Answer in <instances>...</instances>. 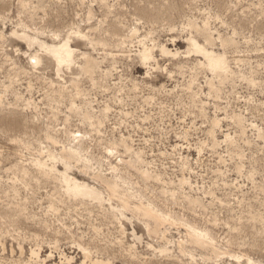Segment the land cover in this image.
Instances as JSON below:
<instances>
[{"label":"rangeland","instance_id":"obj_1","mask_svg":"<svg viewBox=\"0 0 264 264\" xmlns=\"http://www.w3.org/2000/svg\"><path fill=\"white\" fill-rule=\"evenodd\" d=\"M96 262L264 264V0H0V264Z\"/></svg>","mask_w":264,"mask_h":264},{"label":"bare ground","instance_id":"obj_2","mask_svg":"<svg viewBox=\"0 0 264 264\" xmlns=\"http://www.w3.org/2000/svg\"><path fill=\"white\" fill-rule=\"evenodd\" d=\"M197 52L204 55L209 63V67L213 70L223 69L225 66V60L221 57L215 56L213 53L207 52L204 48H201L198 44H193ZM50 49V53L54 56V58L60 62H70L72 60V52L67 44H63L60 46H53ZM146 55L145 57H148ZM65 182L67 183L68 190L72 192L74 195L78 196H89L96 199H99V195L95 190L89 189L87 186L80 185L78 183L72 182L68 177H64ZM95 264H101L96 262Z\"/></svg>","mask_w":264,"mask_h":264}]
</instances>
